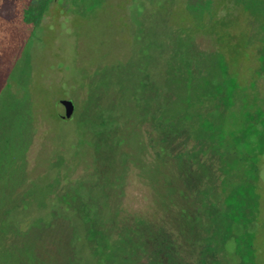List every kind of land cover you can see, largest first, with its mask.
<instances>
[{
    "label": "rangeland",
    "instance_id": "rangeland-1",
    "mask_svg": "<svg viewBox=\"0 0 264 264\" xmlns=\"http://www.w3.org/2000/svg\"><path fill=\"white\" fill-rule=\"evenodd\" d=\"M49 1L34 9L32 0H0V264H95L86 252L92 235L108 234L105 220H115L126 235L127 228L135 230V251L127 246L130 264H250L252 246L256 263L264 264L261 227L255 226L258 244L250 240L243 255L225 248L234 232L218 196L204 197L216 193L230 169L196 158L203 141L195 145L194 139L203 137L191 133L189 113L208 83L221 90L216 108L226 107L223 62L241 40L244 64H258L264 0H232L228 20L227 5H219L225 0ZM216 11L220 24L214 25ZM170 77L181 85L163 97ZM255 84L249 93L261 97L264 78ZM62 101L76 106L71 120L59 116ZM164 123L172 127L169 154L183 148L177 157L188 160L179 173L174 165L157 171L167 142ZM184 124L191 134L177 127ZM234 171L240 176L238 167ZM166 175L188 198L178 194L179 206L164 195L172 188L160 181ZM235 200V206L223 203L233 207L231 224L244 215ZM183 209L184 219L200 225L197 240L172 235ZM147 221L159 228L145 227ZM164 223L171 232L160 228ZM108 232L116 233L111 226ZM216 235L225 236L222 243L200 255ZM168 236L177 240L173 252L181 261L165 245Z\"/></svg>",
    "mask_w": 264,
    "mask_h": 264
},
{
    "label": "trees",
    "instance_id": "trees-1",
    "mask_svg": "<svg viewBox=\"0 0 264 264\" xmlns=\"http://www.w3.org/2000/svg\"><path fill=\"white\" fill-rule=\"evenodd\" d=\"M46 3V6H49L51 4L49 0H32L30 6L34 9L37 7L43 8L45 7ZM220 4H226L227 10H229L230 5L232 4V0H225L222 3H219V5ZM217 14L218 13L216 11L212 18L215 20L214 25L217 23L216 21H218V24H220V18H217ZM245 15L247 14L245 13ZM231 16H233V14L230 13L229 10L224 18L228 20V18H230ZM212 35L215 36V34ZM245 43L246 42L244 40H241L239 44L230 48L227 54H230L231 60H225L223 62L224 83L220 84V86L223 90L222 96L224 97V100L227 99L226 102L224 101L226 107H222V105H220L218 106V108H216V104L214 103H216L217 101L214 100H216V96H220L221 90H218V86H214V83H208L206 92L204 91L202 94L203 96L200 98H198V96L197 100L195 101L196 108L193 111H189L192 116V125L189 124L191 125V133L200 135L199 137H203V139H199L198 136L195 135L198 139H194V143L196 145L201 142V140L204 142H201V145L203 147L201 151L202 155L198 154V157L196 158L200 162L208 163L209 166L210 164H213L215 161L219 160L221 161V163H224L222 165H227L230 169L228 170V173L224 174L226 178H223L224 184L222 183L220 185L221 188L219 187L220 189L218 188V190H215L216 193H211V195H208L206 198L204 197V199L212 200L214 199L213 196H218L217 199L215 198V200L222 204H219V206H223L224 208L226 216L225 218L228 219L227 228H229L230 230L228 232H234L235 235L234 237L231 236L232 238L230 237L225 248H232L233 251H238L239 255L244 254V251L248 248L250 240L253 239L254 243L256 242V245L258 244L260 235L255 238V236L257 235V232H255V226L264 229V197L260 196V194L264 191V93L261 95V97L254 96L253 94L249 93V86L250 88L254 89L256 87V79L258 77L264 78V53L260 57L257 56L259 58L257 60L258 64L255 68L248 67L246 64H244ZM232 58L233 60H235L234 64ZM244 68L245 70L242 71V69ZM170 78L168 79V82H166V80L164 81V90L166 91L168 89V91L163 95V97H166V94L169 95V88L173 86L175 87L174 89H177L178 86L180 87L181 85L176 80V78ZM170 81L173 82L171 83ZM214 81L215 84H217L216 78L213 79V82ZM228 97L233 100L232 104L228 103ZM184 115V112L178 113V116H182V120L186 119ZM182 120H180V122ZM181 123L183 124V121ZM160 127L168 143L164 142L166 144L160 147L162 161L161 165H159L158 163L159 160L156 162L158 163L157 171L165 169V167H172L173 165L175 171H178V168H180V162H185L188 160L183 156L180 158L177 157V153L183 148H180L177 150V152H174V155L172 153V155L169 154V149H172V145L169 141V136H171L172 134L169 135L168 133H171L172 127L170 125H166L165 123ZM177 127L181 130L182 127H184L183 131H186L187 133L189 132V127H187L185 124L180 126L178 125ZM171 159H173V161H170ZM189 162L191 164L193 163L192 158L189 160ZM234 167L239 168V173H241L240 176H235ZM169 170L170 168L168 169V171ZM210 171V175L214 176L212 170ZM165 172L166 171H164V173L161 172V174H167ZM144 178H147V176H144ZM227 178H229V180L227 181L229 182V184H225ZM147 181H153V183H156L159 181V178H153L149 176L147 178ZM160 181L161 183H164L162 185H164L165 187L172 186L171 190L166 191V194H164L165 197L170 196L169 198L171 200V203L173 202L175 205L179 206V202L174 201V198H177L178 194L183 198V201L187 198L183 193H181L184 191L177 188L168 175L162 176ZM212 194L214 195L212 196ZM161 197H163V195ZM237 198L240 199V205L238 204V207L242 206L243 209L240 210L244 211V215L243 217H241V219L239 218L238 221H234V224H231V216H233L234 214L230 212V209H232L233 211V207L229 205L224 207L223 203L225 202L226 204L227 200L228 203L231 202L230 204H233L235 206V199ZM162 202H164V199L162 200ZM185 212L186 210L183 209L181 210V214H179L180 225L178 226V229L175 226V221L173 222V220H170L173 222L171 225L174 224V229L178 231L177 232L173 230L175 231V233L171 234H180L181 237L183 236V238L185 239L195 238L197 240L196 236L199 237V235H197V231L200 229V225H195L193 221L189 222L190 217L184 219ZM242 221L246 223L245 226L243 225ZM147 222L148 223L145 227L151 228L154 226V228H159L155 221ZM187 223L188 225L184 227L183 225H186ZM109 224H111V229L116 232L115 234H113V236L108 232L110 227ZM103 226V229L106 230L108 234L102 231L103 233L100 236V240L94 239L92 235L90 242L91 248H89L88 252H86L87 258L91 260L97 259L95 261V264H106L107 261H113V264H130L129 259H132L131 256H133V253L127 250V246L131 249L134 248L133 251H135V246L137 244L136 233H134L135 230L132 231L130 228H127V233L130 230V233L132 235H126L121 229L118 230L117 226L115 225V220H113V223H109L108 220H105ZM145 227L143 230H147V228ZM160 228L165 233L166 231H172V229L168 228L165 223L163 225L161 224ZM89 231H91L90 228ZM258 233H261V231ZM103 234L106 235L102 237ZM242 235L243 237H241ZM216 237H218V239H211L209 243L207 242L206 249H201V251L199 252L200 255H202L206 250H209V248L212 249V244L214 242L217 245H220L222 243L223 237L225 236L222 237L216 235ZM173 239L174 238H171V236L166 237V239L164 240L166 241L165 245H167V247L172 250V253H174L176 259L178 258L177 261H181L179 260V256L177 255V253L175 254V252H173V247H177V245H175L177 240ZM235 239L236 241L234 242L233 240ZM99 241H101V243H99ZM236 242L237 245H235ZM143 244L146 249L151 250L152 245L149 244V242L144 241ZM220 247L221 246H219V248ZM221 250H223L222 247ZM251 251V257L253 260H249L250 264H257L255 253L258 251V248H254L252 246ZM205 258L206 256L203 259L205 260ZM120 259H123L125 263L121 262ZM197 259L202 261V256L201 258H198L197 256Z\"/></svg>",
    "mask_w": 264,
    "mask_h": 264
},
{
    "label": "water",
    "instance_id": "water-1",
    "mask_svg": "<svg viewBox=\"0 0 264 264\" xmlns=\"http://www.w3.org/2000/svg\"><path fill=\"white\" fill-rule=\"evenodd\" d=\"M60 105L63 104L65 107V112L64 114H60L59 116L61 117L62 120H71L74 115H75V111H76V106L74 104L73 101H62L59 103Z\"/></svg>",
    "mask_w": 264,
    "mask_h": 264
}]
</instances>
